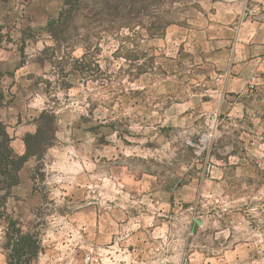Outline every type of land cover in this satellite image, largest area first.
<instances>
[{
	"label": "rangeland",
	"instance_id": "374dc122",
	"mask_svg": "<svg viewBox=\"0 0 264 264\" xmlns=\"http://www.w3.org/2000/svg\"><path fill=\"white\" fill-rule=\"evenodd\" d=\"M79 1L55 37L65 0H0L14 150L57 118L4 206L39 233L35 263L264 264V54L221 52L218 0Z\"/></svg>",
	"mask_w": 264,
	"mask_h": 264
},
{
	"label": "trees",
	"instance_id": "16d2710c",
	"mask_svg": "<svg viewBox=\"0 0 264 264\" xmlns=\"http://www.w3.org/2000/svg\"><path fill=\"white\" fill-rule=\"evenodd\" d=\"M79 0H65V7L57 21L50 22L55 37H59L60 26L67 22L78 9ZM119 4L122 0H114ZM146 9V5L142 7ZM159 20L154 17L153 25ZM37 128L25 135L24 151L17 153L12 145V136L6 124L0 120V217L7 224L5 247L8 264H36L41 251V242L37 231L25 228L19 219L5 215L6 197L11 189L20 183V171L32 157H40L54 144L57 133V118L53 111L47 109L36 117Z\"/></svg>",
	"mask_w": 264,
	"mask_h": 264
},
{
	"label": "crops",
	"instance_id": "0c3cea01",
	"mask_svg": "<svg viewBox=\"0 0 264 264\" xmlns=\"http://www.w3.org/2000/svg\"><path fill=\"white\" fill-rule=\"evenodd\" d=\"M210 1V0H207ZM246 0H218L213 2L216 17L211 20L210 29L215 35L221 52H249L254 57L264 54V0H250L261 12L248 19L240 16ZM258 7V8H257ZM233 42L231 50L229 43ZM264 67V57L261 60Z\"/></svg>",
	"mask_w": 264,
	"mask_h": 264
},
{
	"label": "water",
	"instance_id": "95a60500",
	"mask_svg": "<svg viewBox=\"0 0 264 264\" xmlns=\"http://www.w3.org/2000/svg\"><path fill=\"white\" fill-rule=\"evenodd\" d=\"M197 222H198L199 225H201V224L203 223L202 220H198ZM195 226H196V224L194 223V224H193V227H192V230H194Z\"/></svg>",
	"mask_w": 264,
	"mask_h": 264
}]
</instances>
